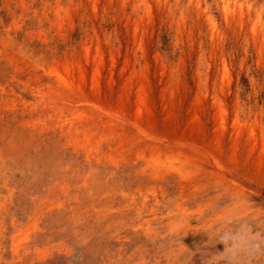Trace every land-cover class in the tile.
<instances>
[{"label": "rangeland", "instance_id": "rangeland-1", "mask_svg": "<svg viewBox=\"0 0 264 264\" xmlns=\"http://www.w3.org/2000/svg\"><path fill=\"white\" fill-rule=\"evenodd\" d=\"M240 216L264 0H0V264H185Z\"/></svg>", "mask_w": 264, "mask_h": 264}, {"label": "clouds", "instance_id": "clouds-1", "mask_svg": "<svg viewBox=\"0 0 264 264\" xmlns=\"http://www.w3.org/2000/svg\"><path fill=\"white\" fill-rule=\"evenodd\" d=\"M250 195L241 196L238 203L250 204ZM189 219L186 218L183 223L190 225ZM196 219L201 222L199 217ZM202 231L208 237L203 247L197 246L192 251L182 244L185 264H192L197 252L201 255L202 264H264V220L257 221L244 216L227 217L221 226ZM218 243L224 245L222 252L211 254L205 250Z\"/></svg>", "mask_w": 264, "mask_h": 264}]
</instances>
